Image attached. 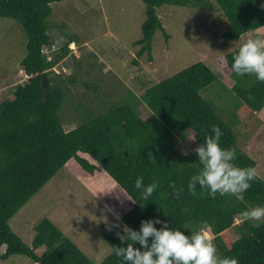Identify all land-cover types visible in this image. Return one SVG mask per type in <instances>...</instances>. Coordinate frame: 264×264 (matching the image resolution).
<instances>
[{
	"label": "trees",
	"instance_id": "obj_1",
	"mask_svg": "<svg viewBox=\"0 0 264 264\" xmlns=\"http://www.w3.org/2000/svg\"><path fill=\"white\" fill-rule=\"evenodd\" d=\"M56 1L62 0H0V17L16 19L27 33V52L19 65L28 75L27 80L15 85L10 96H0V257L23 254L37 264H119L114 247L121 241L103 222L102 235L112 252L100 262L89 257L51 218L36 224L31 244L11 226L10 219L61 169L74 162L85 177L106 171L114 181L112 194L128 197L131 204L118 217L123 225L139 229L141 220L159 216L168 220L169 226L186 233L207 227L220 256L235 258L237 264H264V220L245 219L241 215L248 207L264 205V179L258 175L243 193V200L231 194L217 193L212 197L198 183L194 195L188 182L199 166L198 156L195 151L184 155L175 146L176 137L186 140L190 129L199 145L204 134L218 125L221 144L236 152L235 164L256 167V160L238 147L232 125L201 94V89L219 81L217 73L205 61H198L145 88L140 96L126 88L122 104H113L98 115L92 114V103L99 102L85 103L87 100L81 98L82 102L75 103L76 108L73 106V119L80 116L81 121L67 129L62 112L69 85L76 83L78 76L52 68L64 61L71 49L67 42L58 53L51 49L43 51L44 46L51 47L53 43L49 16ZM143 1L147 17L142 24V37L134 43L139 45L133 59L136 64L145 53L153 59L156 30H162L169 38L158 15V8L167 3L219 9L227 20L224 40L264 30L261 0ZM231 53L220 59L225 80L233 83L234 92L248 109L258 113L264 107V81L256 80L254 75H236L231 69ZM44 81H48L45 86ZM141 102L151 112L146 118L140 114ZM140 176L145 185L153 181L159 185L149 201H143L140 190L134 186ZM173 183L176 189H183L179 195L175 194ZM42 246L46 250L38 254L36 250Z\"/></svg>",
	"mask_w": 264,
	"mask_h": 264
},
{
	"label": "rangeland",
	"instance_id": "obj_2",
	"mask_svg": "<svg viewBox=\"0 0 264 264\" xmlns=\"http://www.w3.org/2000/svg\"><path fill=\"white\" fill-rule=\"evenodd\" d=\"M52 8L49 19L53 23L50 30L53 43L51 47H44V52L51 49L58 53L65 43L70 44V39L75 41L69 46L71 51L64 61L52 68L56 72L78 76L77 82L69 85L62 112L65 128L70 129L81 121L80 116L73 119L76 113L73 106L82 102L81 98L87 100L85 103L99 102L92 103L95 113L92 114L98 115L113 104H122L126 88L140 96L145 88L198 61H205L220 79L201 89V94L235 129L238 147L256 159L255 170L264 179V122L259 120V117L264 118V110L258 114L248 109L234 92L233 83L225 80L227 76L220 60L243 40L257 36L264 38L263 28L243 34L240 39L224 40L227 20L219 9L167 3L158 8V15L169 38L166 39L162 30H156L153 59L145 53L136 64L133 59L139 45L134 43L142 37V24L147 17L143 0H62L53 2ZM26 42L27 33L20 22L0 17V96L4 98L10 96L17 83L27 80L19 65L27 52ZM139 109L143 118L151 115L142 102ZM186 137V140L176 137L175 146L182 153H191L198 145L194 131L190 129ZM89 158L96 163L94 158ZM113 183L106 171L85 177L80 167L71 162L10 219L11 226L27 244H31L36 224L51 218L89 257L100 262L112 252L102 235L101 223L115 234L122 231L124 225L118 217L131 204L126 195L112 194ZM232 234L238 236V233ZM45 250L46 246H42L36 251L42 254ZM0 264L37 263L26 255L14 254L7 259L0 257Z\"/></svg>",
	"mask_w": 264,
	"mask_h": 264
},
{
	"label": "clouds",
	"instance_id": "obj_3",
	"mask_svg": "<svg viewBox=\"0 0 264 264\" xmlns=\"http://www.w3.org/2000/svg\"><path fill=\"white\" fill-rule=\"evenodd\" d=\"M261 7L264 8V0H261ZM74 43L70 42L69 46ZM231 55V69L236 75H254L256 80L264 81V38L257 36L243 40ZM221 135L220 127L213 125L211 133H205L203 142L194 149L199 166L189 179L188 189L195 195L198 183L199 188L212 197L217 193L222 196L231 194L243 200V193L251 187L258 174L252 166L235 164L236 152L221 144ZM184 155L189 153L184 151ZM134 186L140 190L143 201H149L159 187L155 181L145 185L142 176L136 178ZM172 187L176 195L183 190L176 189L174 183ZM241 215L245 219L264 220V205L248 207ZM157 224L161 226L157 227ZM209 234L207 227L186 233L156 216L141 220L139 229L124 225L122 231L116 233L121 243L114 247V254L120 258L119 264H237L235 258L222 257L217 253L213 237Z\"/></svg>",
	"mask_w": 264,
	"mask_h": 264
},
{
	"label": "crops",
	"instance_id": "obj_4",
	"mask_svg": "<svg viewBox=\"0 0 264 264\" xmlns=\"http://www.w3.org/2000/svg\"><path fill=\"white\" fill-rule=\"evenodd\" d=\"M75 44V43H74ZM264 110V107L258 112V114H261L262 111ZM259 120H262L264 122V118L263 117H259ZM261 124L259 123L258 127L260 126ZM256 160V159H255Z\"/></svg>",
	"mask_w": 264,
	"mask_h": 264
},
{
	"label": "water",
	"instance_id": "obj_5",
	"mask_svg": "<svg viewBox=\"0 0 264 264\" xmlns=\"http://www.w3.org/2000/svg\"><path fill=\"white\" fill-rule=\"evenodd\" d=\"M46 82H48V81H46ZM46 82H45V81L43 82V86H45V85H46Z\"/></svg>",
	"mask_w": 264,
	"mask_h": 264
},
{
	"label": "built area",
	"instance_id": "obj_6",
	"mask_svg": "<svg viewBox=\"0 0 264 264\" xmlns=\"http://www.w3.org/2000/svg\"><path fill=\"white\" fill-rule=\"evenodd\" d=\"M50 58V57H49Z\"/></svg>",
	"mask_w": 264,
	"mask_h": 264
}]
</instances>
